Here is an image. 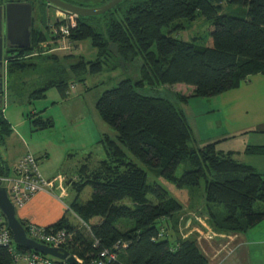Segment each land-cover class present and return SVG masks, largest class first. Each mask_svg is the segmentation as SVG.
<instances>
[{"label": "trees", "instance_id": "obj_1", "mask_svg": "<svg viewBox=\"0 0 264 264\" xmlns=\"http://www.w3.org/2000/svg\"><path fill=\"white\" fill-rule=\"evenodd\" d=\"M224 8L229 14H224ZM101 16H110L103 32H98L99 23H91L94 17H77L68 36L72 44L89 40L95 58L85 61L79 56L76 63L60 68L54 79L30 94V99L40 100L48 90L56 89L65 99L71 85L66 72L81 76V81L103 71H120L125 76L116 87L104 91L95 105L101 120L116 133L114 140L105 134L100 140L106 158L96 165H80L75 178L65 181L74 192L66 214L72 212L86 227L78 221L77 225L70 223L64 214L44 228L63 231L65 251L82 264L96 260L105 264H207L195 239L178 236L182 205L161 185L147 184L145 170L124 149L179 190L198 186L203 180L205 204L200 214L214 231L244 233L264 220V174L235 160L233 153L218 150L217 142L198 145L185 113L176 105L189 97L175 102L160 93L163 87L184 85L192 89L193 97H213L239 88L250 76H264V0H125ZM198 17L208 22L203 44L171 34L185 28L182 23L176 25L178 21L191 24ZM163 28L171 30L163 35ZM30 30L29 49L9 47L14 50L6 57V74L33 68L28 60L35 57L60 60L47 51L33 56L39 44L54 37L34 26ZM29 117L35 131L53 126L51 119L37 113ZM11 133L0 111V143ZM245 153L264 155V147L247 146ZM183 162L190 169L177 177L176 169ZM9 170L0 156V175ZM85 187L91 194L82 202ZM19 223L27 231L28 223ZM169 233L176 234L173 245L167 239ZM105 251L115 258H102ZM15 252L31 251L15 245ZM0 264H16L2 245Z\"/></svg>", "mask_w": 264, "mask_h": 264}, {"label": "rangeland", "instance_id": "obj_2", "mask_svg": "<svg viewBox=\"0 0 264 264\" xmlns=\"http://www.w3.org/2000/svg\"><path fill=\"white\" fill-rule=\"evenodd\" d=\"M103 1L106 0H80L85 7L102 6L104 5L102 4ZM223 12L229 14L226 8L223 9ZM56 13L60 18L66 16L60 12ZM36 14L40 20L43 19V22L39 23V28L46 36L50 37L52 27L58 19L55 11L45 7L38 11L36 9ZM67 16L73 15L68 14ZM94 18L91 23H99L101 27L99 26L98 32H103L104 25L108 22L110 16L100 15ZM180 23L184 24L185 28L172 30L171 34L174 37L203 44L208 26V22L203 17L196 18L191 24L178 21L176 25L179 26ZM170 30L171 28H163L161 32L166 35ZM44 46L43 48L39 44L33 52H50V48L53 47V45L48 46L45 44ZM152 51H155V46L152 47ZM53 53L60 57L59 61L35 57L28 60L35 66L23 72H9L6 74L5 70L2 69L3 96L0 102V111H2L3 117L11 123L13 133L4 137L3 144L0 143V156L8 166H11L12 159L26 150L42 156L46 153L48 159H45V161L48 162L51 170L57 169L58 172H62L60 173L61 176L74 179L75 175L72 171L74 166L79 168L80 165L85 163L92 166L106 158L100 140L104 134L114 140L116 133L101 120L95 105L104 91L116 87L125 76L121 75L120 71H103L99 74L85 76L84 81H81V76H74L71 72H66L67 80L74 86L73 93L62 99L56 89H51L50 92L46 93L45 98L32 100L30 99L31 92L40 88L48 80L54 79V75L60 68H67L69 64L76 63L79 56H82L85 61L93 60L96 52L90 41L84 40L72 44L71 47L67 46V49H62L59 46ZM69 55L73 56L65 59L61 58ZM255 79V77L250 76L239 88L213 97H193L191 96L192 89L184 85L163 87L160 93L175 102L183 97H189L186 103H176V105L185 113L194 131L197 144L203 145L198 139L202 138L204 134L218 136L222 130L232 132L237 126L240 128L254 120L264 119V99L259 93V86H257ZM249 81H251L250 86ZM42 110H44L43 113H38ZM32 113L41 115L43 119H51L53 126L35 131L29 121L31 118L29 116ZM225 146H228V144ZM31 147H34L35 151ZM124 151L145 170L147 184L157 183L161 185L169 192L171 197L189 209H201L202 205L205 204L203 180L200 181L198 186L179 190L163 181L158 176L156 169L142 165L125 149ZM38 161L39 172L42 175L41 169L44 159H38ZM189 169V163L183 162L176 169L175 175L179 177ZM90 194L91 189L85 187L81 192L80 201H87ZM73 196L74 192L69 189V196L64 201L66 203L64 205L69 204ZM59 197L64 198L65 194ZM189 200L190 206H187ZM219 209L222 210L223 208L219 206ZM16 211H18V208H16ZM66 217L70 223L78 224L72 212H67ZM175 238L176 234H168L167 239L172 245Z\"/></svg>", "mask_w": 264, "mask_h": 264}, {"label": "crops", "instance_id": "obj_3", "mask_svg": "<svg viewBox=\"0 0 264 264\" xmlns=\"http://www.w3.org/2000/svg\"><path fill=\"white\" fill-rule=\"evenodd\" d=\"M34 9L35 13L32 16V23L34 24L31 27L35 26L39 28V23H42L43 19L40 20L37 17L36 7ZM55 14L58 17L56 12ZM4 70L6 72V65ZM252 77L256 78L259 93L264 99V76L255 75ZM248 84L250 86L251 81ZM50 90L46 93L50 92ZM42 111L44 112V110ZM5 119L12 129L9 120ZM198 140L202 144L217 142L216 148L218 150L233 153L235 160L249 165L257 172L264 174V155H248L245 153L247 146L264 147V119L254 120L240 128L237 126L232 132L222 130L218 136L204 134ZM226 144L228 146H225ZM31 149L35 151L34 147H31ZM25 153H30L37 159H44V163L46 164L43 163L41 173L46 180L53 181V191L51 193L40 192L36 194L23 207L18 208L16 217L18 220H23L28 224L47 227L57 222L66 214L68 204L64 205L66 204L64 201L69 196V189L65 185V181L68 177L61 176L60 173L62 172H58L57 169H50L48 162L45 161V159H48L46 153L42 156L26 150L22 154H19V156L14 157L11 166L8 167L12 168ZM75 167L72 170L73 175H75L78 169ZM58 176L63 178L62 187L64 191L62 193L57 182ZM62 194H65L64 198L59 197ZM187 206H190V200ZM200 213V209H189L182 205V211L179 214L178 236L195 239L198 248L207 258V264H264V220L244 233H219L212 229L207 217L205 215L202 216ZM16 264L24 263L18 262Z\"/></svg>", "mask_w": 264, "mask_h": 264}, {"label": "built area", "instance_id": "obj_4", "mask_svg": "<svg viewBox=\"0 0 264 264\" xmlns=\"http://www.w3.org/2000/svg\"><path fill=\"white\" fill-rule=\"evenodd\" d=\"M76 16H62L58 18L57 21L63 22L60 25H54L52 27V36L54 40L42 43L40 45L45 47V45H53L50 48V52L53 53L60 47L62 49H67L72 46L69 42L68 36L70 31L76 27ZM57 45V46H55ZM63 45V46H62ZM48 52V51H47ZM48 52V53H50ZM37 52H34L33 56ZM6 62L4 63V67ZM74 91V86L71 84L67 91L69 96ZM9 172L6 175H0V189H4L9 202L13 207L21 208L23 207L32 197L40 192L51 193L53 191V181H48L42 177L39 172L38 159L33 155L27 153L21 156L16 164L9 168ZM57 182L59 184L61 193L64 191L62 187L63 178L61 176L57 177ZM68 210V206L66 207ZM73 214V213H72ZM75 219L86 227L85 223L82 222L75 214H73ZM25 233L28 238L45 245L50 248L63 249L65 250L66 244V234L63 231L48 232L44 227L37 226L34 224H27V231ZM0 245L5 246L9 249L12 254L15 263L23 262L24 264H67L66 262L50 257L43 256L36 252H25L17 253L15 252V244L13 243L12 236L8 230L4 216L0 211ZM70 256V255H69ZM79 263L82 264L81 260L77 259ZM102 258H115L113 254L109 252H102ZM91 264H105L104 261H93Z\"/></svg>", "mask_w": 264, "mask_h": 264}, {"label": "water", "instance_id": "obj_5", "mask_svg": "<svg viewBox=\"0 0 264 264\" xmlns=\"http://www.w3.org/2000/svg\"><path fill=\"white\" fill-rule=\"evenodd\" d=\"M51 7L56 8L64 15L76 17H95L111 10L125 0H111L99 7H79L69 5L60 0H44ZM35 9L27 2H6L0 0V89L2 88L1 71L4 69V50L6 46L19 49H29L30 28L32 15ZM0 94V102H1ZM0 211L4 216L6 226L11 233L13 243L43 256H50L66 262L67 264H81L75 258L69 256L63 249L50 248L27 237L25 230L16 217V209L9 202L4 189H0Z\"/></svg>", "mask_w": 264, "mask_h": 264}, {"label": "flooded vegetation", "instance_id": "obj_6", "mask_svg": "<svg viewBox=\"0 0 264 264\" xmlns=\"http://www.w3.org/2000/svg\"><path fill=\"white\" fill-rule=\"evenodd\" d=\"M6 2H27V3H31L32 6L34 5L36 7V9L38 8V10L40 9H43V8H51L49 7L44 0H4ZM64 3H67L69 5H73V6H79V7H85L81 2L80 0H60ZM46 4V5H44ZM43 5V6H42ZM52 10H54L55 12H59L56 8H51ZM61 13V12H60ZM33 22V21H32ZM34 23H32L33 25ZM35 27V26H34ZM9 47H12V46H6L5 47V54H4V58L6 57H11L13 53H11L12 50L14 49H10ZM15 54V53H14Z\"/></svg>", "mask_w": 264, "mask_h": 264}]
</instances>
